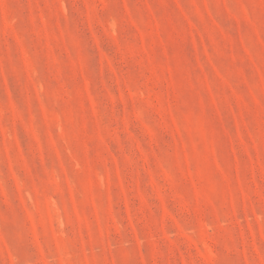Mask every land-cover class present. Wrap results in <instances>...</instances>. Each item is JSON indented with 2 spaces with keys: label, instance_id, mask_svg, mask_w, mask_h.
<instances>
[{
  "label": "rangeland",
  "instance_id": "1",
  "mask_svg": "<svg viewBox=\"0 0 264 264\" xmlns=\"http://www.w3.org/2000/svg\"><path fill=\"white\" fill-rule=\"evenodd\" d=\"M0 264H264V0H0Z\"/></svg>",
  "mask_w": 264,
  "mask_h": 264
}]
</instances>
